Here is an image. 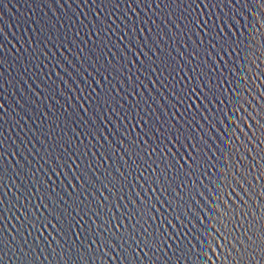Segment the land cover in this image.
Returning <instances> with one entry per match:
<instances>
[{
  "label": "snow or ice",
  "instance_id": "snow-or-ice-1",
  "mask_svg": "<svg viewBox=\"0 0 264 264\" xmlns=\"http://www.w3.org/2000/svg\"><path fill=\"white\" fill-rule=\"evenodd\" d=\"M134 2L138 7L140 4L151 7L154 3L156 8H161L163 4L164 8L168 9V19L172 16L176 17V20H171L174 27L179 30V34L172 32V35L178 41L175 51L179 60L172 55L169 48L161 47L160 40L167 33L157 32L153 37L154 44H149L147 37L144 42H141L138 36L135 38L136 47L132 46L133 37H129L127 51L117 44L125 62L117 66L109 59L104 67L105 71L110 68L112 73H119L120 76L127 71L126 80L119 79L118 76H113V79H117L120 87L125 90H128V85H132L130 94L134 97L138 87L148 88L149 96L156 102L158 108L149 111L150 105L147 104L149 97H144L141 91L140 98L136 99L135 104L129 100V107L125 109V105L113 95V91L119 95L120 89L114 85L105 87V81L111 84L108 75H103V81H92L89 84L92 90L84 96V104L89 106L85 108L79 105L74 110L75 118L72 119L73 124L79 119L81 124L87 126L89 130L69 137L66 143H71V151L64 144L60 145L62 152L51 161L54 166L50 171L45 170L47 179L42 176L39 180L46 191L41 194V189L37 188L36 193H32L33 196L40 193L35 204L25 194L21 207L17 203L20 202V197L12 193L16 197V202L9 197L8 204L20 213L15 217L20 227L15 225L13 227L16 233L24 237L25 242L27 236H33L35 243H41V237H44L45 232L51 235L49 231L51 229L63 237L65 242L70 239L72 250L77 254L75 260L71 259L72 250L64 254L61 241L55 236L52 237L56 245L61 248V252L57 253L60 255V260L56 264H61V261L63 264H92L95 260L93 245L96 246V251L102 249L104 254L110 256L115 262L116 257L108 252V247L117 248L114 241H119V248L123 250L119 264H145V261L147 264H188L187 257L193 254V249L188 245L177 246L174 249L173 244L168 241L173 243L179 241L182 244L189 234L181 232V229L186 227L185 217L188 218L189 223H192L194 218L197 222L195 227L198 235L196 233L193 235L199 242V248L195 250L192 264H209L206 256H210L213 249L230 264H264V213L259 214V218L254 213L255 206L251 204V199L256 196L255 182L250 181L251 168L242 161V156H247V152L242 151L243 146L251 147L249 141L256 139L255 132L248 131V125L244 124V121L251 122L255 117L258 123H252L251 127L264 135V115H262L264 104H256L255 98L239 87L246 84L251 88L253 81L259 83L260 78L264 77V60L261 59L264 57V0H152L151 3L148 0H134ZM92 3L103 5L105 8L108 3H113L115 7H119L116 0H92ZM237 4H241L246 11L237 9ZM127 6L131 7V2H128ZM226 8L232 11L226 12ZM240 16L246 20V23H240L238 18ZM99 17L100 14L97 12L94 29L98 43H94L93 47L100 55H103L104 34L107 33L110 37L117 30L111 24L105 23L106 19L102 21ZM137 22L140 23V33L143 34L142 25L147 21L133 20L131 25L124 21L134 36ZM148 31L151 32L152 29L149 28ZM127 35L128 33L125 32V36ZM119 40L123 41L124 37L119 36ZM146 45L147 52L144 51ZM179 45H183V50ZM165 49L168 51L166 52ZM94 53L97 52L94 51ZM224 57H228V60ZM232 57L236 59L233 60ZM99 60L98 55L95 62L99 63ZM228 64H232L236 71L229 69ZM137 65L139 67H136ZM218 65H224V70L229 72L238 85L231 89L232 97L226 102L217 98L221 85L218 80L212 78L214 73L221 71ZM133 68L144 75L148 83L140 80L139 76H136L134 80ZM95 71L99 73L100 69L96 68ZM237 72L240 75H237ZM84 79L87 81V76ZM219 79H222V75ZM136 81H139V84ZM157 84L160 86L159 89L156 87ZM260 87L264 88V84ZM97 88L100 90L97 91ZM153 89L159 93V97L152 95ZM164 90L169 95H165ZM85 91L87 90L82 89V92ZM256 95L264 101V93L257 92ZM244 96H248V100H245ZM160 97L163 98V102ZM122 99L128 100V97L124 96ZM214 101L228 108V111L220 113L218 123L223 124L225 118L230 123L231 128L225 125V133L232 141L235 152L229 154L228 165L221 164V167L225 168V173L223 176L219 174L216 176L218 184L211 179H209L211 187L199 183V188L206 189L211 194V198L209 199L204 190L201 192L196 189L199 196L205 200L206 207L202 205L193 212L186 205L182 193L186 194L185 189L190 191L195 188L199 176L213 175L206 165L215 167L213 160L220 163L218 158L208 157L205 151L206 149L210 151L208 141L201 134V129L205 125L200 121H208L212 124V121L217 119L216 113L220 112V109L213 112V108L205 105V102L211 105ZM249 101L256 105L258 112L247 107ZM111 104H119V110L111 108V112L115 113L117 118L112 119L109 114L107 119H104L102 115L98 119L97 112L101 111V106ZM81 111L88 117L87 120L80 116ZM160 111L164 115L157 114L156 119L153 120V113ZM89 112L91 116L88 115ZM237 112H240V117H237ZM72 115L69 114L70 117ZM109 120L114 126L113 136L120 137L119 143L124 149L123 153L108 139V136L103 135V140L101 139L103 134L101 121L103 126L107 127ZM233 121L235 124L232 123ZM212 126L216 127V124ZM228 129H231V132ZM77 137L81 138L79 144L75 143ZM82 137H90L91 140L94 138L100 144V147L104 149L100 156L105 162L110 161L117 153H120V159H124L126 153L131 163L124 160L123 171L120 166H117L114 171L105 169L103 176L97 175L96 168L103 167L100 156L93 151L92 157H95V161L88 157L90 149L95 148L96 145L92 144L91 140L88 144H84ZM236 137H239L242 143L237 144ZM103 141H107V147ZM217 151L220 149L217 148ZM12 155L16 154L12 153ZM233 156L235 161L232 159ZM4 159V152L0 151V192L3 193L0 195V207L9 211L5 207L4 197L12 192L13 187L17 192H20L23 187L17 186L13 177L7 176L6 181ZM249 159L255 163L254 157ZM236 163H239V169L236 168ZM69 169L71 178L68 184H64L63 179L56 187L48 183L53 176L69 177ZM229 170L234 175H231ZM31 176L35 177L36 172H31ZM193 176L197 179L193 180ZM140 180L144 181L143 185L139 184ZM32 182L36 183L35 180ZM190 184L192 188H189ZM144 185L147 187L145 188ZM61 186L71 198V203L56 190ZM137 186L143 189V192L136 191ZM69 187L71 192L68 191ZM226 187L230 189V192L223 196L227 207L223 206L220 200L221 190ZM261 187L264 188V185ZM105 190L111 193V196H105ZM165 193L167 196L164 195ZM88 194H91L93 199L89 200ZM229 195L235 199L236 203L228 198ZM188 199L193 200L195 197L189 195ZM121 201H124L123 205ZM129 204L131 207L128 206ZM121 207L124 208V212H119ZM261 207H264V203ZM105 214H107L106 220ZM85 217L98 218L102 223L97 225L95 220H92L89 224ZM11 219L12 216H9L8 220ZM3 224L4 216L0 215V249L11 243L4 236ZM7 231L11 232V229ZM25 232L27 236H24ZM12 239L15 240L16 236L13 235ZM44 239L48 238L44 237ZM85 240L89 241L88 252L81 247L85 244ZM77 241L80 243L77 244ZM51 243L52 241H48L49 246ZM141 252H143L142 256ZM168 252L172 255L169 256ZM89 254L92 255V261L88 259ZM24 256L26 258L21 261V264H36L35 260L27 259V254ZM212 258L215 260V257ZM3 259L4 253L0 251V260ZM100 264H108V262L100 257ZM217 264L221 262L217 261Z\"/></svg>",
  "mask_w": 264,
  "mask_h": 264
},
{
  "label": "water",
  "instance_id": "water-1",
  "mask_svg": "<svg viewBox=\"0 0 264 264\" xmlns=\"http://www.w3.org/2000/svg\"><path fill=\"white\" fill-rule=\"evenodd\" d=\"M119 3V7H115L113 3H108L105 8L103 5H95L92 3V0H0V151L4 152L5 159L3 164L5 165L6 171V181L7 176L13 177L14 182L17 186L21 185L23 188L20 189V192L16 191V188H12V192H9L8 196L4 197L5 207L9 211H5L4 207H0V215L4 216L5 227L4 236L7 237L8 241H11L7 247L0 249L4 253V259L0 260V264H21L26 257L24 254H27V259L35 260L36 264H56L60 260V255L57 253L61 252V248L56 245V242L52 240V237L55 236L57 240L61 241L63 245L64 254H68L72 250V243L69 239L65 242V239L61 237L54 229H51V235L48 232L44 233V237L48 239L45 240L44 237H41V243H35L33 236H27V232L24 233V236H27V241L25 242L24 237L19 233H16L15 228L20 227L19 222L16 221L15 217L19 216L20 213L16 211L15 207L8 204V199H11L16 202V197L12 195L15 193L20 197V202H17L22 207V202H24V196L27 194L31 198V202L35 204L36 200L39 198L40 193H37L35 196L32 193H36L37 188L41 189V194L43 191H46L44 186L39 183L40 177L47 179V173L45 170L51 169L54 165L51 164V161L55 158L56 155L62 152L60 147L61 144H64L69 151H71V143H66L69 137L76 136V133H82L88 131V127L81 124L80 120L77 119L76 123H72V119L75 118V109L79 105H83L87 108L89 105L84 104V96L87 95V92H90L92 89L89 86L94 80L103 81V75H108L109 81L105 83V87L115 86L120 89L119 95L113 91V95L116 99L125 105V109L129 107L128 101L131 100L135 104L136 99L140 98L141 91L143 92L144 97H149L147 104L150 105L149 111L154 108H158V105L155 101L149 96L148 88H137L136 96H132L131 88L132 85H128V90L120 87L117 79H113V76H118L119 79H125L128 75L125 71L123 76H120L119 73H112L109 68L105 71V63L107 60H111L112 64L119 66L120 63H124L122 55L117 47V44L121 48H124L127 51V42L129 37H133L132 46L136 47L135 38L138 36L141 42L145 41V38H148L149 44H154L155 40L153 37L157 32L167 35L160 40L161 47L169 48L172 51V55L176 56L179 60L178 54L175 51V48L178 44V41L173 37L172 32H177L172 23V20H176L175 16H172L171 19H168L167 12L168 9L164 8V5L161 4V8H156L155 4L152 3L151 7H147L143 4H140L138 7L134 0H116ZM128 2H131V7H128ZM149 3L152 0H148ZM175 6L173 5V8ZM236 8L240 11H246L242 8L241 4H237ZM135 10V12H133ZM226 12L232 11L231 9H225ZM100 14L99 19L105 23H109L113 28H116V33H112L109 37L107 33L104 34L105 46L103 48V55H100L97 49H94V43H98V38L95 35L94 25L96 23V13ZM136 13L138 15H136ZM223 15V13H221ZM129 17L131 19H129ZM240 23H246V20L240 16ZM133 20L147 21L143 26V34L140 33V23L137 22L136 25V34L135 36L131 32L129 27H126L124 21H127L131 25ZM167 20V21H166ZM114 22V23H113ZM154 22V23H153ZM178 22V21H177ZM167 24V25H166ZM117 26H119L117 28ZM159 26V28H157ZM151 28L152 31L149 32L148 29ZM171 29V31H170ZM125 32L128 33L125 36ZM119 36H123L124 40H119ZM190 44V41H189ZM181 50H183V45H179ZM129 47H131L129 45ZM96 51L97 53H94ZM145 52L148 51L147 45L144 49ZM167 52L168 49H165ZM100 56L99 63H96V56ZM131 55V53H129ZM259 55V53H258ZM143 59V57H141ZM155 59V57H154ZM225 60H228V57H224ZM233 60L236 57H232ZM264 60V57H261ZM139 63V62H138ZM136 67H139L137 65ZM221 69L220 72L213 74V80H218L221 85L220 92L217 93V98L226 102V100L232 97L231 89L236 88L238 85L234 81V78L229 75V72L224 70V65H218ZM96 68L100 69V72L95 71ZM228 68L236 71L233 68L232 64H228ZM254 71V69H253ZM133 79L135 80L136 76L140 77V80L148 83L145 79V76L141 73L136 72L135 68L132 69ZM146 75V73H145ZM222 75V79H219ZM237 75L240 73L237 72ZM87 76V81L84 77ZM155 79V75H153ZM139 84V81H136ZM264 84V77L260 78L259 83L255 81L252 82V87L249 88L247 85H239L243 92H247L251 97L255 98L256 104H264V101L256 95L257 92L264 93V88L260 85ZM149 87H151L149 85ZM159 89V84L156 85ZM82 89L87 91L82 92ZM255 89V90H253ZM100 89L97 88V91ZM163 91V89H161ZM207 91V89H205ZM223 93V94H221ZM165 95L169 93L164 90ZM242 95V93H238ZM152 95H157L155 89L152 90ZM127 96L128 100L122 99V97ZM161 102L163 98L160 97ZM245 100H248V96H244ZM199 103V102H197ZM205 105L209 108H213V112H216V109H220V112H217V119L212 121V124H216V127H213L212 124H209L208 121H200L201 124H204L205 127L201 129V134L208 141L210 151L206 149L208 157H216L219 159L220 163H217L215 160L212 162L215 163V167L206 165L210 168V172L213 174L209 176H199L197 185L195 188H192V185H189V189H185L184 199L186 205L192 209L193 212L196 209H199L202 205L206 207L205 200L199 196L196 189L203 192L211 198V194L207 192L206 189L199 188V183L204 185L209 184V179L215 181L217 184L216 176L219 174L223 176L225 173V168L221 167V164L228 165L229 154L235 152V147L232 144V141L225 133V125L228 128H231L230 123L225 118L224 123H218L219 115L222 112L228 111L227 106L223 104H217L215 101L213 104L209 105L205 102ZM247 107L251 108L252 111L258 112L255 104H252L250 101ZM111 108H116L119 110V104H111L110 106H101V111L97 112V118L100 119L101 115L104 119H107L109 114H111L112 119H116V114L111 112ZM183 111V109H181ZM69 114H73L71 117ZM157 114L163 116L164 113L160 111L159 113H153L152 119L155 120ZM91 116V112L88 113ZM208 115V113H204ZM231 115V113H229ZM237 117H240V112L236 113ZM264 115V113H262ZM80 116L84 117L85 120L88 119L87 116H84L83 111H81ZM211 119V116L209 117ZM199 119V117H197ZM181 123H183L181 121ZM235 124V121L232 122ZM252 123H258L255 117L252 118L251 122L248 120L244 121V124L248 125V131L255 132L256 139L250 140L248 145H244L242 151L247 152V156H242V161L245 165H248L251 168V177L250 181L254 180L255 182V192L256 196H253L251 199V204L255 206L254 213L259 218V214L264 213V207H261V204L264 203V188L261 186L264 185V135L259 132H256L255 129L251 127ZM101 127L103 128V134L101 139L103 140V135L108 136V139L112 143L120 148V152L123 153L124 149L121 148L119 143V136L114 137L113 131L114 126L111 124V120L108 121L107 127L103 126V121H101ZM75 129V131H73ZM139 131V129H137ZM231 132V129H228ZM241 131L243 128L241 127ZM223 133H225L223 135ZM83 138V137H82ZM84 144H88L91 138H83ZM237 144L242 143L239 137H236ZM81 138L77 137L75 143L79 144ZM92 144H95V148H91L88 157L95 161V157H92V152L95 151L97 156H100V153L104 151L100 147V144L96 142L93 138L91 140ZM105 147H107V141H103ZM217 148L220 151H217ZM12 153L16 154L15 156ZM223 153V155H222ZM259 153V155H257ZM239 154V153H237ZM254 157L255 163H253L249 158ZM235 161V156L232 157ZM124 160H128L131 163V160L128 159L127 154H124V159H120V153H117L114 158L110 161L105 162L103 157L100 156V161L103 164L102 168H96L97 175H104V170L114 171L117 166H120L121 171L124 170ZM19 161V163H17ZM79 163V161H77ZM111 164V167L109 165ZM258 165V167H257ZM95 167V163L93 165ZM236 168L239 169V163H236ZM37 169L39 171L37 172ZM219 169V173H217ZM30 170V171H29ZM69 177L57 178L52 177V180H49L48 183L52 184L53 187L60 184V180L63 179L64 184H68L69 178H71V170L69 169ZM31 172H36V176L32 177ZM19 173L20 175H16ZM231 175L234 173L229 170ZM50 175V173H49ZM147 176V173H145ZM101 179H103L101 177ZM193 180H196L197 177L193 176ZM35 180L36 183L32 181ZM107 183V181H105ZM139 184L143 185L144 181L140 180ZM98 186V185H97ZM111 187V185H109ZM146 188L147 185H144ZM235 187L234 185L232 186ZM59 192V195L64 196L65 200H68L71 203V198L68 196L67 192L61 188L56 189ZM71 192V187L68 189ZM79 191V189H77ZM115 191V190H113ZM136 191L143 192V189H139L137 186ZM238 191V190H237ZM222 195L220 197L221 204L227 207L226 202L223 199L224 194L230 192L229 188H224L221 190ZM0 195H3L0 192ZM55 195V194H54ZM97 195L99 193L97 192ZM105 196H111L107 190L104 193ZM159 195V193H157ZM167 196V193L164 194ZM194 196L195 199L189 200L188 196ZM59 197H57L58 199ZM169 199L171 197H168ZM229 199L233 200V203H236L235 199L229 195ZM88 199L91 200L93 197L91 194H88ZM111 199V197H110ZM199 201V204H197ZM107 203V202H105ZM124 201H121L123 205ZM127 203V201H125ZM131 207V205H128ZM116 211V209H113ZM119 212H124V208L121 207ZM191 215V211L189 213ZM119 215V213H117ZM12 216V219L9 221L8 217ZM88 220V223L91 224L92 220H95V223L98 225L102 223L98 218L85 217ZM104 219H107V214L104 215ZM171 219V217H169ZM53 223H55L53 221ZM173 223H176L173 221ZM196 221L193 218L192 223L188 222V218L185 217L186 227L181 229V232H188V236L185 237L183 243L177 241H168V243L173 244L175 249L177 246L183 247L188 245L193 249V254L187 257L188 264H192L194 261V255L196 248H199V242L195 238L193 233L198 235L197 229L195 227ZM179 227V223L177 222ZM87 227V225H86ZM94 227V226H93ZM198 227V226H197ZM11 229V232L7 231ZM191 229V231H189ZM123 231V229H121ZM171 231V230H170ZM13 235L16 236V239L13 240ZM48 241H52L51 246H49ZM99 243V238H97ZM117 244V248L108 247V252L111 253V256L116 257L114 262L110 256L105 255L103 250L96 251V246L93 245V252L95 253V260L92 261V255L89 254L88 259L92 261V264H100V257H103L108 264H119L120 257L123 255V250L119 248V241H114ZM77 244L80 242L77 241ZM88 240H85V244L81 245L85 252H88L87 244ZM219 243V241H217ZM22 250V251H21ZM147 251V250H145ZM223 251V249H221ZM211 255L206 256V259L209 261V264H217V261L221 264H230L229 261H225L223 257L219 255L214 249L211 250ZM76 253L74 250L71 251V259H76ZM143 255V252L140 253ZM150 255V254H149ZM168 255L171 256L172 253L168 252ZM212 257H215L213 260ZM175 259V258H174ZM63 264V261H61ZM145 264L147 262L145 261Z\"/></svg>",
  "mask_w": 264,
  "mask_h": 264
}]
</instances>
